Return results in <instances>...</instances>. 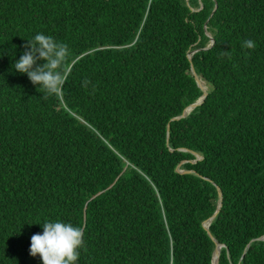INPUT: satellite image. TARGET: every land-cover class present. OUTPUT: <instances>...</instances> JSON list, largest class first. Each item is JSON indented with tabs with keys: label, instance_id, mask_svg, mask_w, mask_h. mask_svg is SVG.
<instances>
[{
	"label": "trees",
	"instance_id": "trees-1",
	"mask_svg": "<svg viewBox=\"0 0 264 264\" xmlns=\"http://www.w3.org/2000/svg\"><path fill=\"white\" fill-rule=\"evenodd\" d=\"M37 32L76 61L62 97L11 69ZM4 52L0 264H42L55 219L78 264H264V0H0Z\"/></svg>",
	"mask_w": 264,
	"mask_h": 264
},
{
	"label": "clouds",
	"instance_id": "clouds-1",
	"mask_svg": "<svg viewBox=\"0 0 264 264\" xmlns=\"http://www.w3.org/2000/svg\"><path fill=\"white\" fill-rule=\"evenodd\" d=\"M24 51L15 59L11 69L26 75L32 85L54 96H63L64 88L73 74L76 61L72 58L69 45L52 35L37 32L26 40ZM255 41L245 39L242 47L253 49ZM0 55V58H3ZM40 225L42 233L31 237L30 255L39 256L42 264H78L80 249L84 246V230L61 219L46 220Z\"/></svg>",
	"mask_w": 264,
	"mask_h": 264
},
{
	"label": "water",
	"instance_id": "water-1",
	"mask_svg": "<svg viewBox=\"0 0 264 264\" xmlns=\"http://www.w3.org/2000/svg\"><path fill=\"white\" fill-rule=\"evenodd\" d=\"M212 38V37H210ZM214 45V40L211 39V45L210 47ZM195 53V52H194ZM193 53V54H194ZM190 60H191V56H190ZM192 72H193V75L195 76V79H196V82L198 83V86L205 92V94L193 105H191L186 111L185 113L181 116V117H178V118H175L174 120H177V119H181V118H184L186 117L190 112H192L197 106L201 105L205 98L207 97V86H204L202 80L199 78V76L197 75V73L195 72L194 70V67L192 66ZM169 128H170V125H169ZM196 157L198 159H201L202 157H200V155L198 154H195ZM219 197H220V205H219V209L221 208V202H222V192L221 190L219 189ZM219 209L216 211L215 215L209 219L206 223H205V228L208 230L212 221L214 220V218L217 216V213L219 212ZM222 245H218L217 246V250L215 252V255H214V258H213V264H219V259H220V252H221V249H222Z\"/></svg>",
	"mask_w": 264,
	"mask_h": 264
},
{
	"label": "rangeland",
	"instance_id": "rangeland-1",
	"mask_svg": "<svg viewBox=\"0 0 264 264\" xmlns=\"http://www.w3.org/2000/svg\"><path fill=\"white\" fill-rule=\"evenodd\" d=\"M208 35L210 36V34H208ZM209 47H210V46H209ZM204 86H205V85H204ZM207 89H209L208 86H207Z\"/></svg>",
	"mask_w": 264,
	"mask_h": 264
}]
</instances>
